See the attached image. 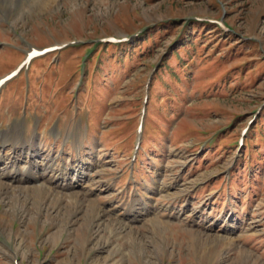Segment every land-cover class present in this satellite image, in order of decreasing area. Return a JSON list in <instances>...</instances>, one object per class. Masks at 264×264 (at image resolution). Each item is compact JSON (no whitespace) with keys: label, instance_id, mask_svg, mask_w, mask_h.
Wrapping results in <instances>:
<instances>
[{"label":"rangeland","instance_id":"rangeland-1","mask_svg":"<svg viewBox=\"0 0 264 264\" xmlns=\"http://www.w3.org/2000/svg\"><path fill=\"white\" fill-rule=\"evenodd\" d=\"M63 44L0 91L47 159L0 168V264H264V0H0V77Z\"/></svg>","mask_w":264,"mask_h":264},{"label":"bare ground","instance_id":"bare-ground-1","mask_svg":"<svg viewBox=\"0 0 264 264\" xmlns=\"http://www.w3.org/2000/svg\"><path fill=\"white\" fill-rule=\"evenodd\" d=\"M14 167H16V165L15 164H12ZM11 165V166H12ZM11 166H8V168H11ZM17 168V167H16ZM18 169V168H17ZM31 169V168H30ZM19 171V170H18ZM27 171H29L28 169H27ZM21 172V171H20ZM5 173H6V171L4 170V171H2L1 173H0V180L1 179H3L4 178V176H5ZM22 173V172H21ZM21 175V174H20ZM64 175H62V177H60L59 179V181H58V183L57 184H59V182L61 181V183H62V188H64V187H67L68 188V186H70V183H66V178L64 177ZM78 177V176H77ZM77 177H73V178H77ZM40 177H38V179H39ZM63 178V179H62ZM62 179V180H61ZM21 180H22V183L25 181V180H23V177H21ZM73 180H76V179H73ZM33 182H35V181H33ZM76 182H77V180H76ZM76 182H73V184H76ZM21 183V184H22ZM29 183H32V179H31V182H29ZM64 183H66L65 185H64ZM4 184L2 183V182H0V188H4V189H7L6 187H4L3 186Z\"/></svg>","mask_w":264,"mask_h":264}]
</instances>
